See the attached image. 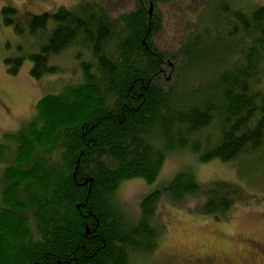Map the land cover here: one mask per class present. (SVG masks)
I'll return each mask as SVG.
<instances>
[{
  "label": "trees",
  "instance_id": "16d2710c",
  "mask_svg": "<svg viewBox=\"0 0 264 264\" xmlns=\"http://www.w3.org/2000/svg\"><path fill=\"white\" fill-rule=\"evenodd\" d=\"M123 1L120 12L104 0L41 13L2 6L5 22L36 40L5 58L12 74L25 57L34 79L61 73L54 60L71 51L82 76L0 136V264H131L158 248L165 191L145 196L132 220L118 198L123 182L153 183L180 152L201 163L264 155V5ZM164 8L182 28L190 23L172 50L157 43ZM169 184L174 203L205 193L203 211L214 218L237 204L238 184L205 191L188 166Z\"/></svg>",
  "mask_w": 264,
  "mask_h": 264
},
{
  "label": "rangeland",
  "instance_id": "374dc122",
  "mask_svg": "<svg viewBox=\"0 0 264 264\" xmlns=\"http://www.w3.org/2000/svg\"><path fill=\"white\" fill-rule=\"evenodd\" d=\"M204 1L208 5L211 3V0H196L194 6L201 8ZM234 1L238 7L244 8L264 5V0ZM104 2L115 9L112 11L120 12L124 1ZM5 4L15 6L21 14L29 11L41 13L70 5L71 0H0V136L6 131H17L26 123L34 115L36 102L41 97L59 92L66 84L79 82L82 76L71 51L54 60L62 67L61 73L34 79L29 74L31 62L25 57L19 72L12 74L5 58L27 54L36 40L20 34L15 24L5 22L1 12ZM163 11L165 28L157 43L172 50L186 39L184 31L190 23L186 20L183 23L185 28H182L179 14L174 9L164 8ZM188 15L193 17L191 12ZM18 24L25 26L20 21ZM20 46H24L23 51ZM187 166L193 170L205 191L218 182L239 185L235 196L237 204L229 215L214 218L206 214L202 206L205 193L177 203L169 200L167 189L171 179L177 169ZM216 189L223 191L226 188L219 185ZM156 190L165 191L159 208L165 231L159 238L155 253L139 259L135 257L131 264H263L258 255L239 245L238 241L241 236L264 239V155L257 153L232 163L219 160L201 163L190 152L176 153L168 157L156 181L147 183L139 178L125 181L119 187L118 198L133 220L139 214L141 200Z\"/></svg>",
  "mask_w": 264,
  "mask_h": 264
},
{
  "label": "flooded vegetation",
  "instance_id": "af4514ba",
  "mask_svg": "<svg viewBox=\"0 0 264 264\" xmlns=\"http://www.w3.org/2000/svg\"><path fill=\"white\" fill-rule=\"evenodd\" d=\"M240 243H243L241 244V246L247 248V247H251V248H257L258 250V255L260 257V260L263 261V264H264V245L259 243L258 240H255L253 237H250V238H241L240 237Z\"/></svg>",
  "mask_w": 264,
  "mask_h": 264
},
{
  "label": "water",
  "instance_id": "95a60500",
  "mask_svg": "<svg viewBox=\"0 0 264 264\" xmlns=\"http://www.w3.org/2000/svg\"><path fill=\"white\" fill-rule=\"evenodd\" d=\"M152 12H153V5H152V3L150 4V8H149V13H150V15H152Z\"/></svg>",
  "mask_w": 264,
  "mask_h": 264
}]
</instances>
